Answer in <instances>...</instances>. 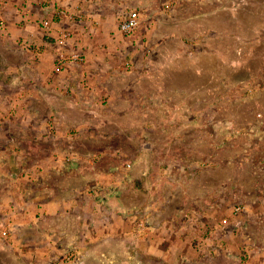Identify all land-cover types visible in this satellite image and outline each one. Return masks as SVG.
I'll list each match as a JSON object with an SVG mask.
<instances>
[{
    "label": "crops",
    "instance_id": "0c3cea01",
    "mask_svg": "<svg viewBox=\"0 0 264 264\" xmlns=\"http://www.w3.org/2000/svg\"><path fill=\"white\" fill-rule=\"evenodd\" d=\"M164 1L0 0V228H9L1 240H11L16 249L3 251L12 260L3 263L53 264L74 250L77 257L68 264H170L171 251L184 262L179 264H201L208 254L212 264H264V225L263 242L250 233L235 239L228 229L181 230L176 236L137 229L139 213L146 216L150 209L137 211L145 204L137 195L149 188H136L132 181L148 172L147 164H140L139 173H121L114 186L105 184V170H96L93 179L99 181L92 184L98 191L89 193L93 172L82 159L83 143L105 142V132L94 129L117 126L114 118L137 103L132 99L139 88L113 83L131 80L123 63L138 42L120 32V21L138 10L145 36L158 24ZM61 8L68 14L57 15ZM65 28L72 38L61 46L58 36ZM60 52H81L85 59L59 69ZM107 101L114 104L111 110L103 105ZM123 102L125 107H116ZM97 153L106 154L104 146Z\"/></svg>",
    "mask_w": 264,
    "mask_h": 264
},
{
    "label": "rangeland",
    "instance_id": "374dc122",
    "mask_svg": "<svg viewBox=\"0 0 264 264\" xmlns=\"http://www.w3.org/2000/svg\"><path fill=\"white\" fill-rule=\"evenodd\" d=\"M158 7V24L147 35L141 23L134 35H125L138 38L123 63L131 80L113 82L139 88L132 99L137 103L114 118L117 126L94 129L105 132V142L83 143L82 159L93 172L89 193L98 191L92 184L99 181L93 179L96 170H105V184L114 186L121 173H139L140 164H147L148 172L132 181L149 188L147 196L137 195L145 203L137 211L150 206L146 216L139 213L137 229L174 235L228 229L235 239L250 233L263 242L264 0H165ZM112 103L103 105L111 110ZM103 146L106 154L97 153ZM241 203L244 211L236 212ZM1 238L0 264H7L3 251L16 249ZM185 255L193 261L192 254ZM210 256L201 264H212ZM167 258L170 264L182 262L176 252Z\"/></svg>",
    "mask_w": 264,
    "mask_h": 264
},
{
    "label": "built area",
    "instance_id": "2783aa9c",
    "mask_svg": "<svg viewBox=\"0 0 264 264\" xmlns=\"http://www.w3.org/2000/svg\"><path fill=\"white\" fill-rule=\"evenodd\" d=\"M57 15L60 16H65L67 15V11L65 9H60L57 12ZM51 20L50 19H45L43 21V24L45 27L50 28L51 26ZM141 23V18H140V13L138 10H132L126 17H124L120 21V31L125 34V35H131L134 34L137 28L140 26ZM72 38V32L68 29H63L60 31L59 36H58V43L61 46H66L69 44L70 40ZM85 56L81 52H72L70 54H67L65 52H60L59 57L57 60V68L59 69H64V67L71 61H76V62H82L84 61ZM244 209L242 204H238L235 207L236 212H241ZM9 236V228L6 227H1L0 228V237L6 238ZM77 257V254L74 250H69L64 254L60 260L55 261L53 264H68L75 260Z\"/></svg>",
    "mask_w": 264,
    "mask_h": 264
}]
</instances>
